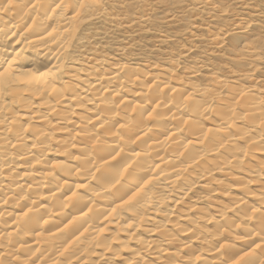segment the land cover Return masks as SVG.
<instances>
[{
    "label": "bare ground",
    "instance_id": "bare-ground-1",
    "mask_svg": "<svg viewBox=\"0 0 264 264\" xmlns=\"http://www.w3.org/2000/svg\"><path fill=\"white\" fill-rule=\"evenodd\" d=\"M105 7L0 0V264H264L253 70L106 56Z\"/></svg>",
    "mask_w": 264,
    "mask_h": 264
},
{
    "label": "rangeland",
    "instance_id": "rangeland-1",
    "mask_svg": "<svg viewBox=\"0 0 264 264\" xmlns=\"http://www.w3.org/2000/svg\"><path fill=\"white\" fill-rule=\"evenodd\" d=\"M103 1L105 17L91 22L84 36L104 55L114 52L138 65L174 62L181 75L196 66L194 81L203 87L210 76L232 83L253 70L252 81L264 90V0Z\"/></svg>",
    "mask_w": 264,
    "mask_h": 264
}]
</instances>
